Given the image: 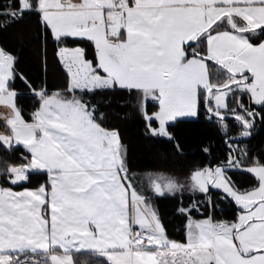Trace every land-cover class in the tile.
Wrapping results in <instances>:
<instances>
[{
    "label": "snow or ice",
    "instance_id": "obj_1",
    "mask_svg": "<svg viewBox=\"0 0 264 264\" xmlns=\"http://www.w3.org/2000/svg\"><path fill=\"white\" fill-rule=\"evenodd\" d=\"M26 19L43 77L0 42V264H264V155L248 144L264 128V0L0 2V34ZM114 103L178 155L188 122L224 147L184 176L137 173Z\"/></svg>",
    "mask_w": 264,
    "mask_h": 264
},
{
    "label": "trees",
    "instance_id": "obj_2",
    "mask_svg": "<svg viewBox=\"0 0 264 264\" xmlns=\"http://www.w3.org/2000/svg\"><path fill=\"white\" fill-rule=\"evenodd\" d=\"M2 2V0H0ZM37 30L34 20L26 19L7 33L0 34V42L14 46L22 54L23 68L20 69L29 75L32 72L40 73L43 77L42 60L44 57V44L42 39H37ZM50 83H55L56 65L53 62L52 48L47 49ZM215 75V70H213ZM20 81L17 84L20 85ZM116 115L114 122L119 125L124 143L128 146L130 158L134 165L133 170L140 172H156L161 174H178L184 176L189 169L201 162L207 163L204 153L200 150L209 142L216 148V154L224 147L223 142L213 129L202 123L188 122L180 125L176 131L184 144V152L178 155L168 143L148 139L144 134V127L140 118L129 108H118L113 105ZM1 130V129H0ZM253 155H264V128L248 141ZM2 159V155H0ZM239 184L248 186L250 177L237 173L233 176ZM34 183L36 180L34 179ZM167 208L168 201L159 202ZM179 236L178 229L173 230ZM79 264H104L103 260L95 256H81Z\"/></svg>",
    "mask_w": 264,
    "mask_h": 264
},
{
    "label": "crops",
    "instance_id": "obj_3",
    "mask_svg": "<svg viewBox=\"0 0 264 264\" xmlns=\"http://www.w3.org/2000/svg\"><path fill=\"white\" fill-rule=\"evenodd\" d=\"M20 66H21V69H22V68H23V60H21V64H20ZM31 75L34 76V77H35V76H38V75L41 76L40 73H37L36 71H35V72H32ZM1 130H2V129H1Z\"/></svg>",
    "mask_w": 264,
    "mask_h": 264
}]
</instances>
